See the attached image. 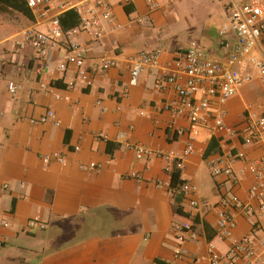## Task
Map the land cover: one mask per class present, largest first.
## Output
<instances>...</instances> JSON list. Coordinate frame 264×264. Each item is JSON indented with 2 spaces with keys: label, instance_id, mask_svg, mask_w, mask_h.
Returning a JSON list of instances; mask_svg holds the SVG:
<instances>
[{
  "label": "crops",
  "instance_id": "obj_1",
  "mask_svg": "<svg viewBox=\"0 0 264 264\" xmlns=\"http://www.w3.org/2000/svg\"><path fill=\"white\" fill-rule=\"evenodd\" d=\"M107 1L113 19L102 37H74L86 50L90 85L77 79L75 67L58 70L57 63L66 59L65 49L56 50V64L46 70L35 50L22 46L26 31H47L50 20L67 10L52 9L42 16L41 9L22 14L0 5V221L8 223L0 227V264H209V242L225 253L251 231L250 221L239 217L233 238L219 241L217 214L206 209L197 218L200 238L186 242L187 255L178 259L173 225L185 220L175 214L172 173L165 170L161 157L137 160L131 146L163 154L182 152L184 140L163 109L175 95L169 89L155 90L156 81L177 51L192 46L225 60L227 44L235 42L231 33L228 41L222 38L220 30L228 24L232 2L264 0H219L222 10L201 24L193 22L196 17L185 26L182 11L191 7L188 0H153L155 8L145 0ZM152 50L161 51L159 67L145 68L137 85L131 86L132 60ZM101 58L116 62L105 76L98 73ZM11 86L19 87L15 95ZM263 101L256 75L226 104L227 124L240 127L248 112L262 111ZM49 110L55 119L32 123ZM196 149L182 172L183 179L195 185L199 167L210 157L228 150H245L250 158L262 153L237 139L211 138L208 132L201 134ZM91 164L97 167L91 169ZM251 183L247 177L233 187L221 178L215 189L219 199L229 191L244 197ZM33 218L45 229L29 231ZM258 239L264 243V232ZM28 251L31 257L22 256ZM256 264H264V247H259Z\"/></svg>",
  "mask_w": 264,
  "mask_h": 264
},
{
  "label": "built area",
  "instance_id": "obj_2",
  "mask_svg": "<svg viewBox=\"0 0 264 264\" xmlns=\"http://www.w3.org/2000/svg\"><path fill=\"white\" fill-rule=\"evenodd\" d=\"M30 10H42L45 16L50 10L58 11L74 9L80 16V26L77 29L65 31L60 23L59 15L54 16L47 31L28 30L24 33V45L35 50L49 70L56 50L65 49L66 59L58 70L67 72L71 67L76 68L77 79L82 84L90 85V70L83 55L85 48L74 41L78 34H86L94 40H99L104 27L113 19L112 7L107 0H24ZM155 8L153 0H145ZM231 33L234 44H227L229 55L225 60L208 54L199 46L177 51L173 63L165 69L164 76L155 83V90H171L175 98L166 102L164 111L170 117V124L175 128L176 135L184 140V148L180 154H163L155 152L143 145L131 146L136 159H150L152 156L161 157L165 162L168 173L179 172L181 185L171 188V194L182 197V208L185 214L184 223H175L173 230L179 248L175 250L178 259H183L187 251L183 248L189 241L200 238L197 218L205 214V210L215 211L217 223L215 238L222 242L231 240L238 227V218L244 217L251 223V231L239 240L234 241L225 253L217 250L214 241L208 244L209 264H256L259 247H264L258 235L264 232V101L261 112H248L240 127H230L227 122L226 104L239 91L252 83L254 75L251 70L256 68L260 87L264 91V3L248 1L239 4L232 2L228 24L220 30V35L226 41ZM161 51H141L132 60L130 85L136 86L140 74L145 68H157L160 64ZM116 67L112 58L99 60L98 73L106 75ZM75 84L71 83L73 87ZM18 86H11L10 92L15 95ZM56 115L49 110L39 120L32 123H46L55 119ZM178 122H182L178 125ZM59 125V122H56ZM203 132H208L211 138L217 135L226 136L229 140L237 139L245 148L261 150L258 157L250 158L245 150L225 151L222 155L210 157L206 165L215 178H222L233 187H238L244 178H251L252 183L245 196L228 192L221 196L213 205L199 197L195 184L183 179L182 172L186 161L197 153L196 144ZM222 144L226 143L221 139ZM224 149V146H222ZM60 163L64 159L54 156ZM49 157L44 159L48 162ZM240 165V172L237 166ZM96 164L90 168L95 169ZM83 169V167L81 166ZM8 223L0 221V227ZM45 229L39 218L28 222V230ZM3 241L0 240V247ZM198 264V262H194Z\"/></svg>",
  "mask_w": 264,
  "mask_h": 264
},
{
  "label": "rangeland",
  "instance_id": "obj_3",
  "mask_svg": "<svg viewBox=\"0 0 264 264\" xmlns=\"http://www.w3.org/2000/svg\"><path fill=\"white\" fill-rule=\"evenodd\" d=\"M190 1L188 4L191 6L190 8L184 9L182 11V16H183V26L188 25L191 23L193 20L194 23H202L208 18V15L213 14L217 12V10H222V3L219 2V0H188ZM187 4V5H188ZM184 29H188L187 27H184ZM186 31V30H185ZM187 33V32H186ZM56 64V59L54 58L51 66ZM58 65L59 62L57 63ZM252 74L254 76L258 75V72L256 68L252 67L251 70ZM221 178H215L211 175L209 172L207 166L205 163H203L196 174L195 178V183L198 188V194L199 197L204 200L205 202L209 204H215L218 199L219 195L216 188V184L219 182ZM181 221L183 220L182 218H179ZM22 256L24 257H31L32 253L31 252H22Z\"/></svg>",
  "mask_w": 264,
  "mask_h": 264
},
{
  "label": "trees",
  "instance_id": "obj_4",
  "mask_svg": "<svg viewBox=\"0 0 264 264\" xmlns=\"http://www.w3.org/2000/svg\"><path fill=\"white\" fill-rule=\"evenodd\" d=\"M0 5L6 6L10 9L18 11L22 14H25L26 10L29 9L27 6H26V9L23 8V5L24 6L26 5L24 0H0ZM59 20H60V23L63 26V29L65 31L77 29L80 26V16L74 9L67 10L66 12L59 15ZM179 185H181L180 173L179 172H173L172 173L171 186H172V188H175V187H178ZM176 201H177V204H176L175 209H174L175 214L177 216L185 219V214L183 212V208L179 204L180 202H182V197L177 196Z\"/></svg>",
  "mask_w": 264,
  "mask_h": 264
}]
</instances>
